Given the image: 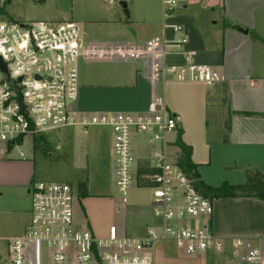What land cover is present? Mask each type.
I'll return each instance as SVG.
<instances>
[{"label": "crops", "instance_id": "obj_1", "mask_svg": "<svg viewBox=\"0 0 264 264\" xmlns=\"http://www.w3.org/2000/svg\"><path fill=\"white\" fill-rule=\"evenodd\" d=\"M105 1L100 0L97 8H89L88 14H75L73 22L80 26L86 44L125 50L148 47L153 41L175 40L178 34L173 26L180 25L187 43L180 54L169 56L168 63L182 65L185 54H190L197 64L219 71L224 80L213 86L175 80L165 83L146 56L88 59L83 61L77 110L89 114L147 113L162 106L178 122L177 132L168 137L170 160L179 159L181 151L176 142L181 133L182 141L192 147L191 159L204 184L213 188L225 183L242 185L247 172L260 171L264 175V0H181V9L172 17L165 16L164 0H132L127 3V15L124 11L112 12ZM89 62L109 68L90 77L86 74ZM103 135L110 144L109 166L113 174L112 136L110 131ZM138 137L134 145L138 182L133 190H150L152 185L141 178L157 171L150 164L148 136ZM12 152L13 145L0 149V221L12 234L8 247L11 240L24 235L30 222V207L26 209L23 200L25 196L30 200L29 186L34 172L32 161H12ZM19 166L27 168L14 169ZM144 168L156 172L140 174ZM88 197H80L77 220L95 233L84 206V202H90ZM151 200L149 205L135 204L130 195V206L117 212L115 199L116 215L120 218L108 225L100 237H106L113 225L127 234L143 235L154 223ZM212 201L213 233L227 239H250L252 247L264 254V201L251 198ZM132 208H136L138 216L132 217L127 225L122 216ZM155 264L226 262L221 263L213 253L189 257L173 243H166L156 250Z\"/></svg>", "mask_w": 264, "mask_h": 264}, {"label": "built area", "instance_id": "obj_2", "mask_svg": "<svg viewBox=\"0 0 264 264\" xmlns=\"http://www.w3.org/2000/svg\"><path fill=\"white\" fill-rule=\"evenodd\" d=\"M131 0H125L129 2ZM8 0H0V143L18 142L50 132L107 128L112 136L116 211L130 206L138 182L137 136H148L150 164L157 172L142 176L152 192L151 218L141 236L116 225L106 237L96 236L77 220L79 192L69 183L34 182L29 189L31 219L21 238L11 240L9 264H155L159 246L173 243L186 256L213 253L221 263L264 264V254L250 239L221 238L211 228L213 201L204 197L190 178L169 158L178 122L162 108L147 113L89 114L77 110L81 61L130 55L149 57L162 80L213 86L224 80L219 71L196 63L185 54L182 65L168 63L187 43L180 25L173 26V41H153L148 47L130 50L93 47L83 40L73 21L20 22L7 15ZM109 5L121 0H106ZM164 13L172 17L181 0H164ZM180 54V53H179Z\"/></svg>", "mask_w": 264, "mask_h": 264}, {"label": "rangeland", "instance_id": "obj_3", "mask_svg": "<svg viewBox=\"0 0 264 264\" xmlns=\"http://www.w3.org/2000/svg\"><path fill=\"white\" fill-rule=\"evenodd\" d=\"M99 2L100 0H10V4L6 3L5 11L8 16L20 22H65L75 21L76 13L88 14V9L99 7ZM104 4L112 12L120 14L123 12V8L118 2L112 6L106 1ZM108 68V65L89 62L86 74L92 77V74L103 72ZM82 70L83 61L80 63L79 83L83 74ZM104 132H109V130L107 128H91L85 134V131L82 130L67 129L34 138L28 137L22 144L13 146L10 157L12 161H32V167L34 166L33 182L69 183L76 187L78 192L80 185L86 184L89 189L90 197L88 199L90 202H84V206L96 233L94 234L99 235L98 237L103 235L108 225L117 222L120 218L119 215L117 218L114 206L116 190L114 176L110 173L109 166L111 148L107 137L103 135ZM5 146L0 143V149H4ZM171 151L174 152V150ZM22 153L26 159H23ZM23 168L27 167H14L17 171H24ZM96 194L104 196L97 197ZM131 200L135 204L149 205L151 191L135 188L131 193ZM23 206L26 209L31 208V200L28 201L26 196ZM30 208L29 213L31 212ZM135 210L136 208L128 209L123 214L122 221L127 224L132 217L138 216ZM10 236H12L11 231L3 228L0 221V264H8L7 241Z\"/></svg>", "mask_w": 264, "mask_h": 264}, {"label": "trees", "instance_id": "obj_4", "mask_svg": "<svg viewBox=\"0 0 264 264\" xmlns=\"http://www.w3.org/2000/svg\"><path fill=\"white\" fill-rule=\"evenodd\" d=\"M241 31L240 28H236ZM22 144L18 142L17 145ZM176 146L180 149V156L178 159V165L180 168L192 179H194L196 188L200 193L210 200L230 198V199H258L264 201V175L260 171L247 172L246 182L242 185H230L228 183L223 184L221 187L213 188L204 184L200 180V176L197 172L196 166L192 162V147L186 145L182 141V134L179 133ZM156 171L144 168L141 173H155ZM144 187L143 184H139ZM79 197H88V187L86 184H81L79 187Z\"/></svg>", "mask_w": 264, "mask_h": 264}, {"label": "water", "instance_id": "obj_5", "mask_svg": "<svg viewBox=\"0 0 264 264\" xmlns=\"http://www.w3.org/2000/svg\"><path fill=\"white\" fill-rule=\"evenodd\" d=\"M120 5H121L122 8H123L124 14L127 15V14H128V4H127V2H125V0H121ZM0 68H1L3 71L7 72L8 76H9V73H8V71L6 70V66H5V64L2 63L1 60H0Z\"/></svg>", "mask_w": 264, "mask_h": 264}]
</instances>
